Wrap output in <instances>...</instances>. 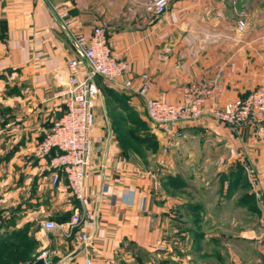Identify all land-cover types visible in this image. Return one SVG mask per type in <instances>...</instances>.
Wrapping results in <instances>:
<instances>
[{"label":"crops","instance_id":"crops-1","mask_svg":"<svg viewBox=\"0 0 264 264\" xmlns=\"http://www.w3.org/2000/svg\"><path fill=\"white\" fill-rule=\"evenodd\" d=\"M51 1L68 9V26L46 0H0V182L15 181L9 193L25 215L39 211L62 224L50 231L57 250L47 248L46 229L37 230L48 253H66L56 263L46 255L49 264H86L87 258L93 264H261L264 138L253 125H223L207 113L180 123L181 135L168 152L156 129L161 151L148 156L146 167L122 154L103 93L92 135L104 150H96V141L92 159L104 167L87 179L83 203L64 173L54 181L49 158L35 150L64 112L57 79L68 78L67 60L81 58L79 75L87 74L74 35L104 27L114 53L130 64L128 78L139 85L149 75L152 98L177 102L184 85L205 82L207 106L220 108L262 82L264 3L170 0L167 12L155 17L146 0ZM240 19L247 24L243 30ZM98 79L128 94L147 117L140 95ZM196 181L201 194L192 191ZM75 211L90 214L88 247L80 239L86 228L70 226Z\"/></svg>","mask_w":264,"mask_h":264},{"label":"built area","instance_id":"built-area-1","mask_svg":"<svg viewBox=\"0 0 264 264\" xmlns=\"http://www.w3.org/2000/svg\"><path fill=\"white\" fill-rule=\"evenodd\" d=\"M46 1L58 17L59 23L63 27L68 26L70 21L68 9L54 4L51 0ZM169 5L170 0H146L145 9L149 14L161 17L167 12ZM246 25L244 20L238 21L239 29L243 30ZM73 40L82 53L87 74L84 77L79 75L83 64L81 58L71 57L67 60L68 78L57 79L58 95L62 98L64 112L46 130L35 152L39 157L49 158L47 169L53 172L54 181L59 179L61 173L66 175L71 194L80 202L83 203L87 199L85 194L87 179L95 173L98 166L104 167V163L96 164L92 159L96 141H99L96 150L98 152L104 150L101 138L92 135L97 122V101L103 97L102 89L97 82L99 76L143 98L147 118L162 133L165 142L164 152H168L170 144L181 135L180 123L198 121L207 113H211L213 118L223 125H253L264 138V77L261 84L247 96L230 100L220 108L207 106L211 89L205 82L194 81L184 85L180 100L171 102L149 95L152 84L148 74L142 75L143 79L139 85H135L133 80L128 78L130 64L114 53L104 27L97 26L89 34L74 35ZM247 168L250 173H255L250 165ZM100 196H104L102 191ZM42 224L47 231L62 226L53 219H46ZM91 224L88 212L75 211L70 220L71 228L79 225L86 228L80 235L85 247L91 245L93 240V234L88 230ZM261 252L263 254L261 264H264V240ZM47 253L45 250L44 255ZM86 264L93 262L87 258Z\"/></svg>","mask_w":264,"mask_h":264},{"label":"rangeland","instance_id":"rangeland-1","mask_svg":"<svg viewBox=\"0 0 264 264\" xmlns=\"http://www.w3.org/2000/svg\"><path fill=\"white\" fill-rule=\"evenodd\" d=\"M250 1L256 2L257 0ZM257 2L263 4L264 0H259ZM262 4L261 6H263ZM115 91L122 95H128L118 90ZM128 104L130 105V108H132V112H128L127 109L125 110L129 118L127 127L138 137L140 145L142 144V151L147 154V157L153 152H160L161 149L156 133V127L139 107L132 105L129 101ZM155 141H157V144H155ZM151 145L152 147L149 148ZM133 158L135 162L143 163L141 157L133 156ZM179 167L182 172L184 171V173H188L189 170L187 164L179 165ZM8 174L10 173L8 172ZM196 183L197 188L193 186L194 188L192 191L201 194L198 192V189H201L202 187L201 182L196 181ZM14 184L15 181L10 177L9 179L0 182V264H28L33 259H36L40 253L45 251V248L42 247L44 245L43 241L37 237V230H41L43 227L42 221L44 220V217L39 214V211H31V215H29L28 212L26 215L23 213V210L26 208L18 205L16 202L18 198L13 197L10 195L11 193H9ZM202 190L203 189L200 191L202 192ZM195 198L200 197L195 195ZM206 198L207 200L209 199L208 197ZM24 216L25 219H23ZM261 224L264 232L263 216ZM55 237L56 236L52 232L47 230L42 233V238L44 240H50L47 244L49 250H57V248L52 247L53 245L50 243ZM3 243L5 245H2ZM55 245L57 246V244ZM62 252L63 253L58 256L54 251H51L47 254V257L54 263L60 262L59 260L63 259V256L66 254L64 251Z\"/></svg>","mask_w":264,"mask_h":264},{"label":"trees","instance_id":"trees-1","mask_svg":"<svg viewBox=\"0 0 264 264\" xmlns=\"http://www.w3.org/2000/svg\"><path fill=\"white\" fill-rule=\"evenodd\" d=\"M99 77H97V82L105 94L107 111L110 118L111 126L117 138L118 145L121 149L122 154L129 159H134L133 156H139L143 160V163L141 164L148 167V157L147 154L142 151V144L140 145L138 137L133 134L132 131L129 130V128L127 127L129 123V118L125 110L127 109L128 112H132V108H130V105L128 104V96L116 92V89L112 87L104 86L99 82ZM155 142V144H157V141ZM151 147L152 145L149 148ZM2 245L5 244L3 243ZM35 260L36 259H33L28 264L33 263Z\"/></svg>","mask_w":264,"mask_h":264},{"label":"water","instance_id":"water-1","mask_svg":"<svg viewBox=\"0 0 264 264\" xmlns=\"http://www.w3.org/2000/svg\"><path fill=\"white\" fill-rule=\"evenodd\" d=\"M74 43H75V45L77 46L76 42H74ZM77 47H78V46H77ZM31 264H49V262H48L46 256L44 255V251H43L42 253H40V254L37 256L36 260H35L33 263H31Z\"/></svg>","mask_w":264,"mask_h":264}]
</instances>
